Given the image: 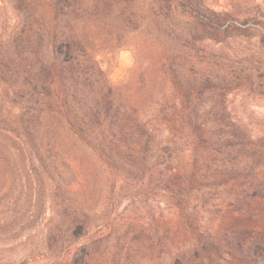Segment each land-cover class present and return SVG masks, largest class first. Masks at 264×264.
<instances>
[{"label": "trees", "instance_id": "obj_1", "mask_svg": "<svg viewBox=\"0 0 264 264\" xmlns=\"http://www.w3.org/2000/svg\"><path fill=\"white\" fill-rule=\"evenodd\" d=\"M182 1L186 23L177 26L170 3L157 1L143 12L132 3L0 0V103L17 106L20 135L57 199L48 241L66 235L75 245L89 232L80 259L56 264H264V118L229 105L230 94L264 82V43L230 45L264 31V14L239 0L218 10ZM111 9L119 21L107 43L131 38L135 49L119 83L96 59L94 30L113 26ZM58 137L105 167L101 202L60 172ZM124 189L131 200L120 210L114 193ZM136 200L140 220L129 208ZM176 232L194 243L174 246Z\"/></svg>", "mask_w": 264, "mask_h": 264}, {"label": "rangeland", "instance_id": "obj_2", "mask_svg": "<svg viewBox=\"0 0 264 264\" xmlns=\"http://www.w3.org/2000/svg\"><path fill=\"white\" fill-rule=\"evenodd\" d=\"M155 1L170 3L174 9L171 20H174L177 26L186 23L181 16L182 0H87V3H132L131 8L143 11ZM231 1L233 0H205L204 3L218 10L233 4ZM238 2L234 4L241 6L242 9L257 6L264 14V0H239ZM109 14L106 17H108L107 20L113 21V26L105 25L94 30L95 34L101 37L99 38L101 39L100 47L96 48V59L108 78L113 83H119L134 66L135 49L131 38H124L118 47L107 43V39L114 34L115 21H119L115 20L119 14L118 10L111 9ZM189 23L188 20V25ZM259 29L254 31V36L249 42L235 39V42L230 44L231 47L241 46L240 48H244L245 51H258V47L264 43V31L260 26ZM130 37L134 35L131 34ZM229 105L239 113L244 111L243 107H246L247 110H252L256 117L264 118V82L260 90L249 91L245 88L230 94ZM18 113L16 105L9 102L0 103V264H56L61 259L71 262L74 256L80 259L83 249L78 246L89 232H78L83 234V238L78 234L80 240L75 245H67V240L70 239L66 235L63 239L55 236L56 242L48 241V234L51 231L57 234L59 227L56 224L57 199L51 192L50 181L38 167L31 148L25 144L22 134L20 135L21 130L16 125ZM2 119H5V122ZM73 140L71 137H58L56 141L58 144L55 143L53 148L56 165L70 182L80 183L82 188L84 187V195L89 194L93 200L92 203H99L103 200L104 190L108 189L111 178L93 152ZM118 192L122 194L118 195ZM127 193L125 189L116 190L114 193V201L120 199V210L130 203L131 199ZM220 195L217 194L219 197ZM148 196V202L151 203L153 195ZM138 197L144 198V195L140 194ZM135 202L137 200L132 201L129 208L135 213L131 215L140 220L144 213L138 210L139 205ZM152 207L155 208V206ZM158 210L156 208V211ZM164 213L167 214L165 209ZM193 243V236L189 233L176 232L174 235V246L188 247Z\"/></svg>", "mask_w": 264, "mask_h": 264}]
</instances>
